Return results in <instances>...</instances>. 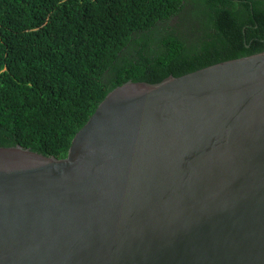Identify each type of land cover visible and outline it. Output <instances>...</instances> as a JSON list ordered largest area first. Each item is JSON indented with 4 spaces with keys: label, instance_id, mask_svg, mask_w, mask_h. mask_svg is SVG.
I'll return each instance as SVG.
<instances>
[{
    "label": "water",
    "instance_id": "1",
    "mask_svg": "<svg viewBox=\"0 0 264 264\" xmlns=\"http://www.w3.org/2000/svg\"><path fill=\"white\" fill-rule=\"evenodd\" d=\"M0 264H264V51L123 83L65 158L0 147Z\"/></svg>",
    "mask_w": 264,
    "mask_h": 264
},
{
    "label": "trees",
    "instance_id": "2",
    "mask_svg": "<svg viewBox=\"0 0 264 264\" xmlns=\"http://www.w3.org/2000/svg\"><path fill=\"white\" fill-rule=\"evenodd\" d=\"M264 51V0H0V147L65 158L98 104Z\"/></svg>",
    "mask_w": 264,
    "mask_h": 264
}]
</instances>
